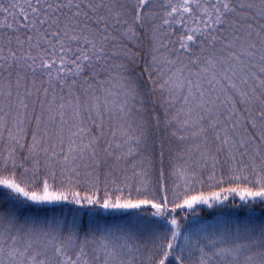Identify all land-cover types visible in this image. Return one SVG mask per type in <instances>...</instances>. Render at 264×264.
<instances>
[{
    "label": "snow or ice",
    "instance_id": "6c2138e0",
    "mask_svg": "<svg viewBox=\"0 0 264 264\" xmlns=\"http://www.w3.org/2000/svg\"><path fill=\"white\" fill-rule=\"evenodd\" d=\"M0 264H264V0H0Z\"/></svg>",
    "mask_w": 264,
    "mask_h": 264
}]
</instances>
